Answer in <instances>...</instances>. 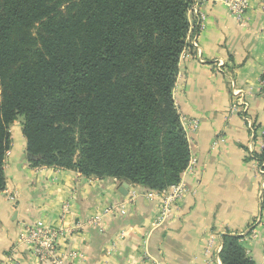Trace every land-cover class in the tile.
<instances>
[{"label":"crops","instance_id":"crops-1","mask_svg":"<svg viewBox=\"0 0 264 264\" xmlns=\"http://www.w3.org/2000/svg\"><path fill=\"white\" fill-rule=\"evenodd\" d=\"M191 1L203 21L196 26L192 17L187 42L196 35L198 48L182 52L173 97L196 164L181 175L188 193L172 216L156 224L160 200L144 187L31 167L18 120L9 127L3 163L0 264H14L11 256L19 264H52L17 243L37 222L65 230L57 249L62 264H221L225 235L242 237L254 264H264V190L248 158L249 144L261 153L264 135V0H249L241 20L229 14L225 0ZM233 90L247 105L252 133L239 109L229 114ZM132 190L137 195L125 214L102 218L103 233L89 225ZM64 204L69 211L60 220Z\"/></svg>","mask_w":264,"mask_h":264},{"label":"trees","instance_id":"trees-1","mask_svg":"<svg viewBox=\"0 0 264 264\" xmlns=\"http://www.w3.org/2000/svg\"><path fill=\"white\" fill-rule=\"evenodd\" d=\"M191 5L0 0V191L18 120L31 167L152 192L177 185L191 157L173 97ZM241 239L222 237L221 264H254Z\"/></svg>","mask_w":264,"mask_h":264},{"label":"built area","instance_id":"built-area-1","mask_svg":"<svg viewBox=\"0 0 264 264\" xmlns=\"http://www.w3.org/2000/svg\"><path fill=\"white\" fill-rule=\"evenodd\" d=\"M264 4V2H263ZM225 7L230 15H232L237 20H241L244 16L246 10L249 7V0H225ZM189 13L195 19V25L200 26L203 21V15H201L198 11L197 3L191 5ZM190 48L197 49V36L194 35L190 41H188V47L186 48L189 50ZM232 102L229 108V114H236L238 109L241 111V116L246 122L248 123L247 126L250 132H253V126L249 123L246 118L245 112L247 109L246 103L241 100L240 93L236 90L232 91ZM248 158L251 161H254L257 167V173L261 177L260 186L261 189L264 190V165L261 164L257 160V154L255 148L249 144L248 147ZM196 164V159L190 157L189 164L185 171L191 170L192 167ZM184 173V172H183ZM155 195L149 194V198L158 199L160 200V209L158 211V218L156 224H163L165 223L173 213V210L177 207L176 204L179 200L186 196L188 193L187 188L182 183L181 179L179 183L175 186L170 187L167 190L162 192H155ZM136 192L134 190L130 191V194L126 201L122 204L117 206H112L110 208H106L102 214L93 217L88 223L89 225L96 228L99 233H103V221L102 218L109 215H119L125 214L127 207L129 206L130 202L133 198L136 197ZM69 211L68 204H64L61 206L60 210V220H63L65 215H67ZM155 224V225H156ZM65 230L62 228L58 229H51L46 227L42 222H37L34 225L25 227L17 238V243L23 245L38 262L44 263L49 262L52 264H62V260L58 255V242L61 238H63ZM14 253V249L12 250ZM12 258L11 261H14V264H19Z\"/></svg>","mask_w":264,"mask_h":264},{"label":"rangeland","instance_id":"rangeland-1","mask_svg":"<svg viewBox=\"0 0 264 264\" xmlns=\"http://www.w3.org/2000/svg\"><path fill=\"white\" fill-rule=\"evenodd\" d=\"M189 10H190V7H189V9H188V11H187V15H186V17H187V21H188V25H189V33H190V31H191V29H192V15L189 13ZM22 134V133H21ZM23 137V136H22ZM25 140V139H24ZM11 142V141H10ZM11 144V143H10ZM26 145V144H25ZM25 152H26V146H25ZM119 182V181H118Z\"/></svg>","mask_w":264,"mask_h":264},{"label":"water","instance_id":"water-1","mask_svg":"<svg viewBox=\"0 0 264 264\" xmlns=\"http://www.w3.org/2000/svg\"><path fill=\"white\" fill-rule=\"evenodd\" d=\"M122 189H123V190H126V189H127V184H126V183H124V184L122 185Z\"/></svg>","mask_w":264,"mask_h":264}]
</instances>
